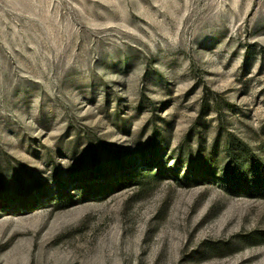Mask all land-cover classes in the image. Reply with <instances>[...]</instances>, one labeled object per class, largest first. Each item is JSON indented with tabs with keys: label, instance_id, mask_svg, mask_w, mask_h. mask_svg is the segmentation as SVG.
Here are the masks:
<instances>
[{
	"label": "rangeland",
	"instance_id": "1",
	"mask_svg": "<svg viewBox=\"0 0 264 264\" xmlns=\"http://www.w3.org/2000/svg\"><path fill=\"white\" fill-rule=\"evenodd\" d=\"M0 264H264V0H0Z\"/></svg>",
	"mask_w": 264,
	"mask_h": 264
},
{
	"label": "trees",
	"instance_id": "2",
	"mask_svg": "<svg viewBox=\"0 0 264 264\" xmlns=\"http://www.w3.org/2000/svg\"><path fill=\"white\" fill-rule=\"evenodd\" d=\"M102 174H100V176H101Z\"/></svg>",
	"mask_w": 264,
	"mask_h": 264
}]
</instances>
